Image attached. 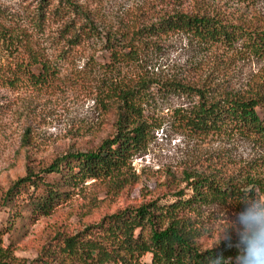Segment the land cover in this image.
Returning a JSON list of instances; mask_svg holds the SVG:
<instances>
[{
    "label": "rangeland",
    "instance_id": "rangeland-1",
    "mask_svg": "<svg viewBox=\"0 0 264 264\" xmlns=\"http://www.w3.org/2000/svg\"><path fill=\"white\" fill-rule=\"evenodd\" d=\"M74 2L89 10L100 37L69 46L59 37L60 22L37 24L40 0H0L2 21L32 38L44 62L53 65L46 74L35 66L34 72L41 74L38 78L15 85L0 83L4 244H12L18 257L33 260L44 246L55 243L59 233H77L105 216L150 200L169 202L181 192L190 196L196 179L210 175L228 190L234 185L241 195L198 206V246L206 250L229 236H239L243 226L238 214L264 199V143L240 133L197 134L180 125L179 117L197 103L199 93L214 100L247 95L256 87L264 93V59L241 42L233 47L210 45L175 32L147 38L135 59L118 63L106 39L120 40L133 26L152 24L180 11L264 29V0ZM23 52L21 44L10 47L0 41V68L15 63ZM125 85L143 93L150 129L146 148L132 157L119 179H87L71 188L69 198L52 213L35 220L25 215L15 219L3 205L7 190L28 172H40L68 153L96 150L112 137L118 112L108 101L115 89ZM143 260L150 263L151 255Z\"/></svg>",
    "mask_w": 264,
    "mask_h": 264
},
{
    "label": "trees",
    "instance_id": "trees-1",
    "mask_svg": "<svg viewBox=\"0 0 264 264\" xmlns=\"http://www.w3.org/2000/svg\"><path fill=\"white\" fill-rule=\"evenodd\" d=\"M36 14L37 24L60 22L59 37L69 46L100 37L89 10L74 0H40ZM175 32L190 34L210 45L233 47L241 42L251 54L264 59V29H248L241 24L182 11L163 16L152 24L133 26L120 40L107 38L106 45L114 60L124 63L137 57L147 38ZM23 33L0 18V41L10 47L21 44L24 51L15 63L0 68L2 85L40 77L33 70L35 66L41 67L45 74L52 70L53 65L44 62L36 43ZM262 91L256 87L247 95H225L217 100L199 93L197 103L189 111H182L186 113L180 115L179 123L197 134L240 133L264 143ZM142 96L130 85L115 89L108 101L118 112L112 137L106 138L96 150L68 153L40 172L30 171L16 180L3 196V205L14 218L25 215L35 220L52 213L69 198L71 188L87 179H119L132 157L145 149L150 140ZM51 174H56V178H48ZM196 180L190 196L181 192L169 202L150 200L105 216L77 233H59L55 243L44 246L33 260L18 257L12 244H4L5 232H1L0 264H217L218 259L220 264H228L229 260L237 264V252L242 248L239 236H229L206 250L198 246L201 228L197 209L203 204L238 198L241 192L234 185L228 190L212 175ZM20 197L24 200L22 204ZM148 254L151 262L145 263L143 259Z\"/></svg>",
    "mask_w": 264,
    "mask_h": 264
},
{
    "label": "clouds",
    "instance_id": "clouds-1",
    "mask_svg": "<svg viewBox=\"0 0 264 264\" xmlns=\"http://www.w3.org/2000/svg\"><path fill=\"white\" fill-rule=\"evenodd\" d=\"M237 218L243 226L237 264H264V199L254 201ZM217 264H220L219 259ZM228 264L233 261L229 260Z\"/></svg>",
    "mask_w": 264,
    "mask_h": 264
}]
</instances>
